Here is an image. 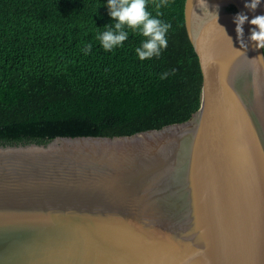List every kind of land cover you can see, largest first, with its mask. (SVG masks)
Segmentation results:
<instances>
[{
	"label": "water",
	"instance_id": "obj_1",
	"mask_svg": "<svg viewBox=\"0 0 264 264\" xmlns=\"http://www.w3.org/2000/svg\"><path fill=\"white\" fill-rule=\"evenodd\" d=\"M246 2H185L202 73L188 120L0 143V264H264V49L234 23L264 0Z\"/></svg>",
	"mask_w": 264,
	"mask_h": 264
},
{
	"label": "trees",
	"instance_id": "obj_2",
	"mask_svg": "<svg viewBox=\"0 0 264 264\" xmlns=\"http://www.w3.org/2000/svg\"><path fill=\"white\" fill-rule=\"evenodd\" d=\"M185 2L157 9L162 0H147L171 28L167 48L141 61L140 29L125 26L128 39L103 49L100 35L117 23L108 0H0V143L128 136L188 120L201 105L202 73Z\"/></svg>",
	"mask_w": 264,
	"mask_h": 264
},
{
	"label": "clouds",
	"instance_id": "obj_3",
	"mask_svg": "<svg viewBox=\"0 0 264 264\" xmlns=\"http://www.w3.org/2000/svg\"><path fill=\"white\" fill-rule=\"evenodd\" d=\"M166 3L167 0H162V3L156 4V8L159 9ZM260 4L261 0H250V2L244 4V7L254 12ZM146 7L147 0H108L109 15L117 23H115L114 28L106 25L105 28L107 30L99 37L105 51L112 50L115 46L121 45L128 39V35L124 31L125 26L133 30L140 29L141 34L146 38L141 46L136 48V54L141 61L151 59L154 56L158 57L161 51L167 48L166 34L170 30L171 24L152 17ZM160 15L162 14L157 11V16ZM246 22L253 26L250 40L256 44L257 48L264 49V15L254 16L250 21L244 13H238L234 17L237 36L241 40V46L243 47H246L242 39L243 25ZM90 50L91 44L86 46V52ZM171 74H175V69L172 70ZM168 75L169 73L167 72L163 73L161 79H166Z\"/></svg>",
	"mask_w": 264,
	"mask_h": 264
}]
</instances>
